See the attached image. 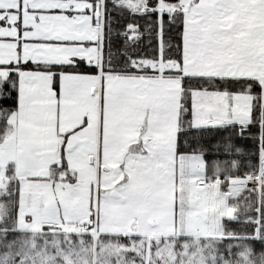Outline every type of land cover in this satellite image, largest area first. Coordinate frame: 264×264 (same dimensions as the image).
<instances>
[{
  "label": "snow or ice",
  "instance_id": "obj_1",
  "mask_svg": "<svg viewBox=\"0 0 264 264\" xmlns=\"http://www.w3.org/2000/svg\"><path fill=\"white\" fill-rule=\"evenodd\" d=\"M0 264H264V0H0Z\"/></svg>",
  "mask_w": 264,
  "mask_h": 264
}]
</instances>
